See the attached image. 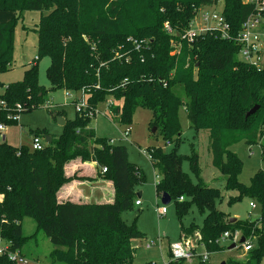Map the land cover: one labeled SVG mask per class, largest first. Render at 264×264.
<instances>
[{"label": "trees", "instance_id": "obj_1", "mask_svg": "<svg viewBox=\"0 0 264 264\" xmlns=\"http://www.w3.org/2000/svg\"><path fill=\"white\" fill-rule=\"evenodd\" d=\"M221 1L232 40L217 30L200 34L192 42L182 39L201 9L218 7ZM261 1L0 0V12L13 13L12 19L0 22V73L12 69L14 34L22 13L41 12L35 27L38 55L22 80L7 85L0 82V101L5 103L0 104V121L16 123L15 115L49 101L47 89L38 83L37 64L43 57L50 59L46 74L51 90L77 93L83 89L88 103V109L76 111L74 119L66 118L63 132L51 135V143L42 149L0 143V237L10 249L25 255V242L42 232L54 247L49 254L53 262L131 264L132 239L142 237V232L135 221L126 223L122 213L136 206L140 195L135 189L145 176L129 161L126 146L98 136L91 126L94 117L86 115L100 111L101 104L112 98L114 103L105 112L114 123L129 125L137 108H147L152 112L150 126L156 127L152 133L159 132L171 145L169 151L151 146L147 156L158 177L156 194L171 196L181 235L198 230L205 248L213 253L223 249L217 241L225 231L240 230L245 238H256L254 249L240 264H262L264 173L258 170L249 185L241 183L238 176L243 163L231 150L239 141L253 144L264 137V67L240 60V44L235 40L250 16L259 15L264 29ZM17 104L24 108L17 110ZM255 105L260 108L246 118ZM181 108L197 135L207 131L212 164L224 177V188L238 193L229 197L228 205L245 197L252 199L260 208L257 219L230 223L231 217L218 208L222 191L204 180L194 145L190 154L179 153ZM47 109L54 118L65 115L64 110ZM29 134L32 138L50 135L47 129L29 130ZM261 156L264 161V145ZM74 159L96 162L102 176L114 184L113 202L58 201L59 189L70 180L65 165ZM185 162L189 172L183 168ZM193 206L204 215L202 225L192 222L185 227L183 219ZM25 217L37 224L30 237L23 235ZM197 259L198 264H207ZM183 261L170 259L167 264ZM0 264L15 263L0 254Z\"/></svg>", "mask_w": 264, "mask_h": 264}, {"label": "rangeland", "instance_id": "obj_2", "mask_svg": "<svg viewBox=\"0 0 264 264\" xmlns=\"http://www.w3.org/2000/svg\"><path fill=\"white\" fill-rule=\"evenodd\" d=\"M221 1L217 8L220 11L223 8ZM205 9H210L206 7ZM13 13L0 12V22H6L12 19ZM41 17L40 11H24L18 20L14 34V63L12 69L0 73V82L7 85L11 82L23 79L24 71L28 69L38 55V33L35 27ZM201 14L195 18L194 28L198 27L201 22ZM50 65V59L43 57L38 61V83L47 89L46 97L48 102L56 104L57 110L66 111L68 119H74L76 116V107L72 103L73 96L69 97L64 89L51 90V84L47 78V68ZM264 65V61L263 64ZM43 106L32 109L18 115V122L5 125L4 131L0 132V143L3 142V136L7 142L15 147L22 144L30 146L32 143V135L29 130L47 129L50 135L58 136L63 132L57 118ZM101 111L92 119L91 126L95 129L96 134L101 137H108L114 140L116 144L126 146L128 150L129 161L137 165L145 176L143 184L138 185L135 192H141L139 200L141 206H134L133 210L122 213V218L126 223L136 222L137 229L142 232V237L132 239L135 246L134 258L131 264H166L171 259L170 245L177 242L181 238V226L176 216L174 202L164 205L161 197L156 194L155 184L158 180L152 163L147 156L148 148L161 147L165 151L171 149L162 138L159 132L152 133L150 121L152 112L147 108H137L134 112L129 125H118L110 119L109 113L106 111V105L101 104ZM107 113L108 116L105 114ZM180 123L182 127V142L179 147L180 154H190L191 144L194 145L200 156V167L204 180L211 186L219 187L223 194V201L218 208L225 211L230 217H237L244 220H255L260 216V208L258 204L247 197L241 201H237L228 205L230 196L238 195L237 191H228L224 188V177L212 164V154L208 148L207 131H201L198 135L190 127L187 114L184 108H181ZM129 126L131 133L123 136V130ZM264 145V137L258 143L249 144L246 141H239L231 146V150L235 152L242 160V169L239 173V181L244 185H249L254 173L258 170L264 173V161L261 152ZM185 171L189 172L188 163L183 164ZM196 181L194 176H191ZM158 207H165L164 216L157 214ZM204 215L200 214L196 207L193 206L190 213L183 219L185 227H189L194 222L197 226L202 225ZM237 219V220H238ZM23 235L30 237L37 231L36 221L31 217H25L22 222ZM148 244L151 246L148 247ZM223 249L213 252L207 264H240L246 261L248 254L244 252L242 247L236 246L230 248L233 244L231 241L222 243ZM53 245L49 239L42 233L38 232L36 236L28 239L22 251L34 264H65L53 262L49 256L53 250ZM202 248V247H200ZM197 257L193 260H185L182 264H198ZM264 264V262L262 263Z\"/></svg>", "mask_w": 264, "mask_h": 264}, {"label": "built area", "instance_id": "obj_3", "mask_svg": "<svg viewBox=\"0 0 264 264\" xmlns=\"http://www.w3.org/2000/svg\"><path fill=\"white\" fill-rule=\"evenodd\" d=\"M250 3H259V0H247ZM210 9H201L198 14H201V22L198 24V27L195 29V19L191 23L190 28L182 35V39L192 42L194 39L207 31H213L217 30L220 32L221 36L223 38L232 40L233 37L230 34V26L227 23L225 17L222 14V9L220 11L217 10V7H209ZM261 9L264 8V0L261 1ZM197 18V16L195 17ZM166 28L169 32H173V29L171 26L166 23ZM235 40L240 44V50H239V59L244 61L245 63L257 67V68H263L264 65V29L262 27V19L259 15L257 16H250L248 17L242 25V29L238 33V35L235 37ZM175 46H178L179 43L174 42ZM78 95L72 101L75 104L76 111H85L88 109V103H87V96L85 91L82 89L81 91L77 92ZM69 97H71V94ZM114 103V99L110 98L107 103L106 107L110 106ZM0 104L5 106V103L3 101H0ZM44 106H47L46 108L54 109L55 105L54 103L47 102ZM24 107L21 104L16 105L17 110H22ZM101 111V110H100ZM98 109L93 111L86 112V115L95 117L98 112H100ZM12 116H9L11 118ZM15 117L18 119V115H15ZM5 125L1 122L0 123V130H4ZM131 133V128L127 126L123 130V136H128ZM111 143H114V140L112 139L110 141ZM46 141L45 138L35 136L32 138L31 148L33 150H39L42 149L45 145ZM103 171H106V168H103ZM180 200H183V197L179 198ZM136 206L141 205L140 200H136L135 202ZM157 214L159 216H164L165 214V207H158L157 208ZM244 237L242 232L240 230H236L234 232L225 231L220 239L217 241L219 244H222L226 241H231L236 246L242 247L244 252L248 253L255 247V241L256 238L254 236H251L250 238H245L244 243H240L241 238ZM151 246V244H148V247ZM202 247V248H200ZM170 253H171V260H193L194 258H200L202 261L207 262L212 252L208 251L202 240V236L198 230L182 234L179 241L174 242L170 245ZM0 254H6L8 259L15 264H33V262L23 255L19 250H12L9 247V244L6 243L1 237H0Z\"/></svg>", "mask_w": 264, "mask_h": 264}, {"label": "crops", "instance_id": "obj_4", "mask_svg": "<svg viewBox=\"0 0 264 264\" xmlns=\"http://www.w3.org/2000/svg\"><path fill=\"white\" fill-rule=\"evenodd\" d=\"M65 91H67V95L71 94L73 96L72 101H74V99L78 95V93L73 91H68V90ZM54 105H55L54 109H56L57 108L56 104ZM59 117L63 118V120L66 123V118H67L66 111L64 116H59ZM4 125H8V124L4 123ZM1 131L4 130H0V132ZM3 140L7 141L5 136H3ZM65 173L70 178V180L59 189L57 193L59 202H65V201H72L75 203L113 202L115 197L114 184L112 181L107 180L102 176V174L99 172L96 162L94 161L83 162L81 159H74L65 165ZM133 247L135 246L133 245Z\"/></svg>", "mask_w": 264, "mask_h": 264}, {"label": "water", "instance_id": "obj_5", "mask_svg": "<svg viewBox=\"0 0 264 264\" xmlns=\"http://www.w3.org/2000/svg\"><path fill=\"white\" fill-rule=\"evenodd\" d=\"M259 108H260L259 105H255L253 108H251V109L247 112V114H246V118H248L250 115L255 114ZM57 119H58V121H59V123H60L61 125H64V124H65V121L63 120V118H61V117H57ZM155 130H156V127H153L152 131L154 132ZM45 141H46L47 144L51 143V141H52V137H51V135H46V136H45ZM139 195H141L140 192H139ZM171 201H172V198H171V196H170L169 194H167V193H163V194H162V196H161V202H162L164 205L169 204ZM236 220H237V217H231V218H230V223L235 222ZM244 242H245V238L242 237L241 240H240V243H244ZM234 247H236L235 244H232V245L230 246V248H234ZM223 264H225V263H223Z\"/></svg>", "mask_w": 264, "mask_h": 264}]
</instances>
